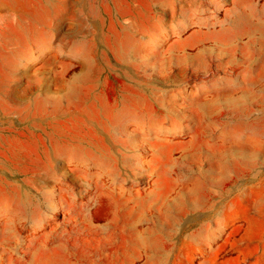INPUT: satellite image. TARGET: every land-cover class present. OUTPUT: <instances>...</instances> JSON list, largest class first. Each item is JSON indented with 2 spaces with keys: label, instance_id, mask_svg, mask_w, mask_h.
Masks as SVG:
<instances>
[{
  "label": "rangeland",
  "instance_id": "rangeland-1",
  "mask_svg": "<svg viewBox=\"0 0 264 264\" xmlns=\"http://www.w3.org/2000/svg\"><path fill=\"white\" fill-rule=\"evenodd\" d=\"M0 264H264V0H0Z\"/></svg>",
  "mask_w": 264,
  "mask_h": 264
}]
</instances>
